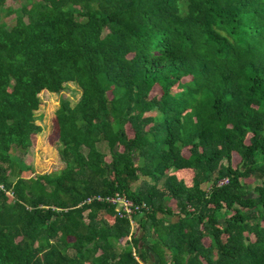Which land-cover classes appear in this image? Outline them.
Returning a JSON list of instances; mask_svg holds the SVG:
<instances>
[{"label":"trees","instance_id":"1","mask_svg":"<svg viewBox=\"0 0 264 264\" xmlns=\"http://www.w3.org/2000/svg\"><path fill=\"white\" fill-rule=\"evenodd\" d=\"M7 15L0 264H264V0H0ZM67 81L62 166L21 176L37 93ZM114 191L147 208L117 216Z\"/></svg>","mask_w":264,"mask_h":264},{"label":"rangeland","instance_id":"2","mask_svg":"<svg viewBox=\"0 0 264 264\" xmlns=\"http://www.w3.org/2000/svg\"><path fill=\"white\" fill-rule=\"evenodd\" d=\"M22 1L24 0H6V3L12 6H18ZM0 19L4 20L7 25H10L13 21V16L7 15ZM78 95L79 88L72 81L64 82L62 88L57 92L42 89L37 93L39 104L33 111V119L40 126V130L34 134L33 145L28 149L23 152L18 148H14L12 151L13 154H17L22 162L28 166L27 169L20 171L21 176L25 177L33 173L49 172L51 170H57L62 166L55 147L50 143L55 136L53 113L61 100H67L69 105H71L77 99ZM148 113L153 114L154 111ZM97 148L105 153L106 158H108L107 147L103 141L97 143ZM8 177L13 179L14 174L9 172ZM138 181L139 179L133 182L131 186L133 187ZM136 225L133 221L130 223L132 229L136 228ZM121 245H123V242L119 243V246Z\"/></svg>","mask_w":264,"mask_h":264},{"label":"built area","instance_id":"3","mask_svg":"<svg viewBox=\"0 0 264 264\" xmlns=\"http://www.w3.org/2000/svg\"><path fill=\"white\" fill-rule=\"evenodd\" d=\"M224 181V180H223ZM220 182V181H218ZM95 198L97 200H104L113 205V210L115 211L117 216H126L130 219V215L132 212L136 211L140 212L142 209H146L145 203H132L128 198H126L122 193L118 191H114L110 195H105L102 199L99 195L87 196L84 201L89 202L91 198Z\"/></svg>","mask_w":264,"mask_h":264}]
</instances>
